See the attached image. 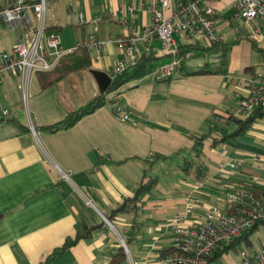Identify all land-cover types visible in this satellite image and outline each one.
Here are the masks:
<instances>
[{
  "label": "crops",
  "instance_id": "0c3cea01",
  "mask_svg": "<svg viewBox=\"0 0 264 264\" xmlns=\"http://www.w3.org/2000/svg\"><path fill=\"white\" fill-rule=\"evenodd\" d=\"M15 1L0 0V7ZM26 1L36 25L32 5L38 0ZM139 1L48 0L47 34L59 35L66 51L90 34L106 40L125 33L133 19L139 26L151 22L148 12L118 13ZM219 1L214 3L220 6ZM231 3L229 11L234 0ZM216 6L220 12L227 9ZM110 10L116 13L114 18L108 16ZM79 12L87 21H79ZM227 17L223 14L217 23L222 43L178 37L180 48H199L186 55L172 76L156 77V68L171 58L154 55L148 78L133 80L109 94L104 106L68 129L50 132L42 127L60 122L100 95L91 70L112 77V69L128 60L121 47L110 45L100 58L92 50L91 69L70 74L46 90L33 75L25 103L27 123L20 115L23 106L15 105L16 98L21 104L25 101L22 78L7 75L0 80V105L9 110L6 118H0V264H41L82 224L98 228L51 264H116L122 248L125 258L120 264H169L165 256L174 244L169 219L187 214L188 197L193 207L187 221H203L206 208L226 205L228 192L245 189L257 176L264 179V169L251 160L253 154L264 157V144L248 138L259 120L244 136L223 143L228 147L206 148L209 174L205 178L198 179L193 170L186 172L187 177L168 173L179 158L184 161L196 136L210 133L215 126L236 129L226 122L240 100L237 81L251 72H264L263 47L257 40L241 33L225 38L223 30L231 25L223 22ZM25 29V23L2 24L0 48L11 50ZM157 41L152 42L154 53L160 49ZM202 71L208 72L198 74ZM132 87L138 93L122 103V93ZM116 104L130 113L129 120L114 116ZM224 149L227 152L222 155ZM229 158L249 161L243 166L238 161L233 167ZM149 175L158 180L141 197L136 217L112 216Z\"/></svg>",
  "mask_w": 264,
  "mask_h": 264
},
{
  "label": "built area",
  "instance_id": "2783aa9c",
  "mask_svg": "<svg viewBox=\"0 0 264 264\" xmlns=\"http://www.w3.org/2000/svg\"><path fill=\"white\" fill-rule=\"evenodd\" d=\"M217 0H140L128 8L119 9L120 14L148 12L149 24L137 25L135 20L127 24L126 32L101 40L96 34H90L81 44L97 51L100 58L110 45L121 47L128 60L121 61L112 69V78L129 69H133L144 55H151L153 40L160 41V49L154 55L169 56L171 61L160 65L154 72L157 78L172 76L182 62L179 58L180 43L178 37L189 40L204 39L210 44H220L223 37L217 33L218 18L225 10L218 11L212 3ZM48 0H38L32 5L37 17L34 25L30 6L26 0H16L15 4L0 7V26L26 24L24 33L12 45L11 50L0 48V80L5 76H19L25 89L24 100H28L30 78L38 71L52 69L66 51L62 47L59 35L47 34ZM233 17L242 19L251 26L250 37L257 40L264 48V0H234ZM116 13L109 11L114 18ZM104 17H98L102 20ZM79 21H87L79 12ZM75 47V48H76ZM71 51V50H70ZM239 103L227 119L234 117L246 119L257 108L264 107V72H251L237 81ZM9 110L0 105V118H6ZM113 114L119 120H129L130 113L116 104ZM34 130V127L32 126ZM222 150V155L226 154ZM251 160L264 169V157L253 154ZM228 164L237 167L249 159L229 158ZM262 180V181H261ZM255 183L235 193H227V203L223 206H209L205 209L204 220L190 223L187 216L193 207V200L188 197V212L177 214L169 219V226L174 235V244L165 256L169 264H208L219 246L234 242L245 232L264 220V179L254 178ZM198 202V201H195ZM124 242V241H123ZM125 245V242H124ZM254 246V245H253ZM226 255V254H225ZM224 255V256H225ZM232 264H264V243L260 240L253 251L243 250L241 261Z\"/></svg>",
  "mask_w": 264,
  "mask_h": 264
},
{
  "label": "trees",
  "instance_id": "16d2710c",
  "mask_svg": "<svg viewBox=\"0 0 264 264\" xmlns=\"http://www.w3.org/2000/svg\"><path fill=\"white\" fill-rule=\"evenodd\" d=\"M198 48L199 46L196 45H187L181 47L178 56L181 60H183L189 52H192ZM260 50L264 53V48ZM154 58V53L151 55L142 56L138 61V64L133 69H129L123 73H120L113 78L111 86L106 93L97 95L86 105L68 114L60 122L51 125H45L42 127V129L48 130L50 132H56L60 129H68L76 125L83 117L94 113L96 110L104 106L107 101V96L110 93L119 90L122 86L133 80L144 78L147 74L148 65L154 60ZM92 64V50L86 45H79L71 51L63 54L52 69L47 71H38L36 73V77L41 89L46 90L70 74L91 69ZM207 72L208 71H202L198 74H205ZM263 118L264 107H260L257 108L255 112L246 119L234 117L227 119L226 123H233L237 126L234 130H230L225 126H215L210 133L204 134L202 136H196L194 138V145L191 149L187 150L188 154L184 155L183 165H181L182 169L185 172H190L193 170L195 176L198 179L205 178L209 174V167L207 164V160L209 158L206 153V148L218 147L222 143H225L228 139H236L238 137L244 136L248 133V131L251 130L253 125L258 120ZM156 156L157 158H169V156H163L161 154H156ZM157 180V177L149 175L146 180H144L138 187L134 197L127 198L117 209L114 210L112 216H115L119 213H126L136 217L139 207L138 203L141 201V197L152 190V188L156 185ZM260 226L264 227V220L234 240V242L219 246L214 255L209 257L208 264H213L217 259L222 258L229 252L230 249H238V245L241 243L246 242L247 244H251L253 246L250 236ZM97 228V226H88L86 224L80 225L77 229L76 235L67 237L64 243L56 247L46 257V259L41 262V264H51L57 255L62 254L72 246L76 245L81 239L91 237L93 231H95ZM135 232L136 230L133 229L132 234H135ZM119 256L121 259L125 258L124 248L121 249ZM121 259L117 260L116 264H120Z\"/></svg>",
  "mask_w": 264,
  "mask_h": 264
},
{
  "label": "rangeland",
  "instance_id": "374dc122",
  "mask_svg": "<svg viewBox=\"0 0 264 264\" xmlns=\"http://www.w3.org/2000/svg\"><path fill=\"white\" fill-rule=\"evenodd\" d=\"M138 1V0H137ZM233 0H220L219 4H221L220 6H218V2L212 3L213 6L218 7V9L222 7L227 8L225 10L226 15H228L227 19L224 18L223 22H228L231 23L230 26H227L224 28L223 30V34L226 36L225 38L227 39H231L234 36H236V33H241L244 37H247L250 33L251 30V26L249 24H247L246 22H244L242 19L239 18H233L231 16V14H233L234 10L229 11V6L232 4ZM147 2H151V0H147ZM159 42V41H157ZM202 43H205V41H202ZM162 63H164L166 61V59H162L161 60ZM150 75H146L144 79L148 78ZM120 90V89H119ZM119 90H116L110 94H114L116 92H118ZM129 92H135V94H132L131 96H128ZM138 93V88H129L128 90L125 89V91L122 93L121 96V102L124 103V101H132L130 100V97L132 96H136V94ZM18 98H16L15 100V105L16 107L18 105L23 106L24 108V113H20L21 115V119L23 120L24 123H27V114H26V106H25V101H23L24 103H19L17 101ZM23 111V109H22ZM251 136V137H250ZM248 138H250L251 140H257L260 141L261 143L264 144V119H260L257 123V125L254 126V128L252 129V132H250L248 134ZM224 147H228L227 144H221L219 145V151L224 148ZM179 161L173 163V168H169L168 173L172 174V175H181L184 177H187V173L182 169L181 165H183V160H181L180 158L178 159ZM170 164V163H169ZM172 165V163H171ZM250 240L253 243V245L255 247H257L259 245V241L261 240L264 243V227L260 226L258 229H256L250 236ZM254 246H252L251 244H247L246 242L241 243L238 245V249H230L229 252L223 256L220 259H217L216 262H214L213 264H232V263H239L241 261V252L243 250H247V251H253Z\"/></svg>",
  "mask_w": 264,
  "mask_h": 264
},
{
  "label": "water",
  "instance_id": "95a60500",
  "mask_svg": "<svg viewBox=\"0 0 264 264\" xmlns=\"http://www.w3.org/2000/svg\"><path fill=\"white\" fill-rule=\"evenodd\" d=\"M91 72L99 83L98 93L99 94L106 93L111 86L113 78L105 71L93 69L91 70Z\"/></svg>",
  "mask_w": 264,
  "mask_h": 264
}]
</instances>
